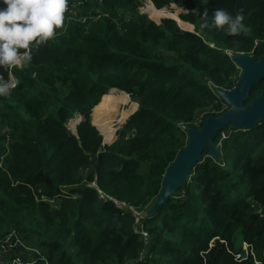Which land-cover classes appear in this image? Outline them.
I'll list each match as a JSON object with an SVG mask.
<instances>
[{
    "label": "trees",
    "instance_id": "obj_1",
    "mask_svg": "<svg viewBox=\"0 0 264 264\" xmlns=\"http://www.w3.org/2000/svg\"><path fill=\"white\" fill-rule=\"evenodd\" d=\"M139 1L67 0L77 14L65 11L31 62L0 67L19 81L0 96V243L16 231L37 251L32 264H264V121L218 132L219 159L204 150L153 215L128 209L143 211L158 194L186 144L180 125L226 108L213 86L236 84L229 55L264 56V0H150L182 8L187 29L170 17L156 22ZM217 8L243 15L239 35L211 26ZM261 89L254 83L247 100ZM108 90L137 108L103 144L91 112Z\"/></svg>",
    "mask_w": 264,
    "mask_h": 264
},
{
    "label": "water",
    "instance_id": "obj_2",
    "mask_svg": "<svg viewBox=\"0 0 264 264\" xmlns=\"http://www.w3.org/2000/svg\"><path fill=\"white\" fill-rule=\"evenodd\" d=\"M229 56L240 69L236 84L230 89L213 86L226 108L220 114L206 116L198 128L184 126L187 135L185 146L168 163L158 194L147 208L138 212L137 217L153 215L171 196L177 194L195 165L203 158L204 150L214 159H219V148L214 142L218 132L226 127L245 130L264 121V56L260 59L244 53H231ZM259 81H262L261 91L247 100L250 87ZM107 143L103 141V144Z\"/></svg>",
    "mask_w": 264,
    "mask_h": 264
},
{
    "label": "clouds",
    "instance_id": "obj_3",
    "mask_svg": "<svg viewBox=\"0 0 264 264\" xmlns=\"http://www.w3.org/2000/svg\"><path fill=\"white\" fill-rule=\"evenodd\" d=\"M0 4V67H21L31 62L32 48L51 40L62 28L67 0H0ZM242 21L241 13L233 16L217 8L211 26L235 36L244 29ZM18 83L11 73L0 76V96L8 97Z\"/></svg>",
    "mask_w": 264,
    "mask_h": 264
},
{
    "label": "rangeland",
    "instance_id": "obj_4",
    "mask_svg": "<svg viewBox=\"0 0 264 264\" xmlns=\"http://www.w3.org/2000/svg\"><path fill=\"white\" fill-rule=\"evenodd\" d=\"M81 3H82V0H80V3L77 6L81 5ZM139 3H140L139 10L141 12L146 13L151 19L155 20L156 22L159 21L160 17L166 16V17L173 18L177 22V24L181 23L178 25L183 29H187V27L189 26L187 24V27H186V22H183V20H181L178 17V14L184 10L182 8L176 6L175 4H170L166 7L157 9L151 5L149 0H141V1H139ZM147 5H150L153 8H155V9H150L151 12L149 14L143 10V8H146ZM152 10H153V12H152ZM110 91H113V90H108L104 93L105 94L104 96H106V98H102L103 100L101 101L99 106L96 107L97 109H95L93 111V115L91 112V123L100 131L101 134H103L104 141L109 140L110 134L112 133V131L114 129H116L123 122L122 120L124 118L126 119V117L128 115H130L131 113H133L137 108V106H136L137 103L126 93H123V92L109 93ZM112 101H114V102H112ZM100 107H102V108H100ZM102 110H103V112H101ZM199 114H202V116H203L204 111H200ZM79 118H80V116H74L67 121V124H66L67 128L72 133H75V125L77 124V121L79 120ZM98 199H103V198L100 197L98 194ZM22 241H23V239H22ZM26 244H27V242H26ZM20 251H17L18 256H24L23 254L27 255L26 252L30 253V251H27V250H23L24 252L22 251V253H20ZM8 257H9V255L7 257H4V259H6L7 264H9V260H10Z\"/></svg>",
    "mask_w": 264,
    "mask_h": 264
},
{
    "label": "built area",
    "instance_id": "obj_5",
    "mask_svg": "<svg viewBox=\"0 0 264 264\" xmlns=\"http://www.w3.org/2000/svg\"><path fill=\"white\" fill-rule=\"evenodd\" d=\"M99 2H100V0H99ZM76 6H74L73 4L67 3V7H66L65 11L70 13L71 15L74 14V16H75V14H77ZM68 18H69V16L65 17L64 22H66L68 20ZM64 25L65 24H63V26ZM201 123H202V114L198 113L193 120V125L195 128H198ZM180 126L182 128H184V126H186V125L181 124ZM220 136H221V138H224V137H226V133L224 131H221ZM97 192L99 193L100 197L107 198V196L102 194L99 190ZM114 203H115L116 207L123 209L124 205L122 203H118L116 201H114ZM129 209H131V211L134 213L135 216L138 215V212L135 211L133 208H129ZM139 232L143 236H146V232L143 230V228L141 226H139ZM18 250H21V251L27 250V251H30L33 253L37 252L34 248L26 246L16 231L10 230V232H8L5 235V237L2 239V241L0 243V255H3L4 257H7L9 255V257H8L10 259L9 264H32L33 263V260H26V259L18 256L17 255ZM12 253H14V254L12 255ZM256 263L261 264L259 261H256Z\"/></svg>",
    "mask_w": 264,
    "mask_h": 264
},
{
    "label": "bare ground",
    "instance_id": "obj_6",
    "mask_svg": "<svg viewBox=\"0 0 264 264\" xmlns=\"http://www.w3.org/2000/svg\"><path fill=\"white\" fill-rule=\"evenodd\" d=\"M150 2V1H149ZM152 5V4H151ZM153 6V5H152ZM152 6H150V5H147V7L146 8H143V10L145 11V12H147L148 14L151 12L150 11V9H155V8H153ZM152 12H153V10H152ZM177 18V17H176ZM178 20V19H177ZM179 22V21H178ZM184 22V21H183ZM178 24H181V23H178ZM184 25V24H183ZM186 27H187V23H186ZM187 28H189V26L187 27ZM112 97V96H111ZM103 98H106V96H104ZM103 100V99H102ZM106 100V99H105ZM111 100V99H110ZM109 100V101H110ZM113 100V99H112ZM107 101V100H106ZM105 101V102H106ZM108 102V101H107ZM112 102H114V101H112ZM105 104V103H104ZM107 105V104H106ZM100 108H102V107H100ZM95 109H97V108H95ZM100 112V111H99ZM101 112H103V110L101 111ZM97 113V112H96ZM95 113V114H96ZM125 119V118H124ZM124 119L122 120V121H124ZM115 130V129H114ZM114 130L112 131V133L110 134V139L109 140H107V141H105V142H108V141H110L111 139H112V137H113V135H114ZM104 137V136H103ZM103 199H105L104 197H102ZM130 207H128V209H129Z\"/></svg>",
    "mask_w": 264,
    "mask_h": 264
},
{
    "label": "crops",
    "instance_id": "obj_7",
    "mask_svg": "<svg viewBox=\"0 0 264 264\" xmlns=\"http://www.w3.org/2000/svg\"><path fill=\"white\" fill-rule=\"evenodd\" d=\"M18 251H20V250H18ZM24 252V251H23ZM20 253H22V251H20ZM27 253V255L26 254H23L24 256H20L21 258H27L28 260H32L34 257H35V254L34 253H32V252H26Z\"/></svg>",
    "mask_w": 264,
    "mask_h": 264
}]
</instances>
